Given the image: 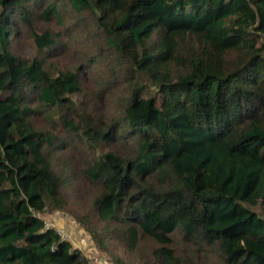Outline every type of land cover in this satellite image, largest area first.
I'll list each match as a JSON object with an SVG mask.
<instances>
[{"label": "trees", "instance_id": "1", "mask_svg": "<svg viewBox=\"0 0 264 264\" xmlns=\"http://www.w3.org/2000/svg\"><path fill=\"white\" fill-rule=\"evenodd\" d=\"M64 12L90 18L117 70L100 92L125 85L114 118L76 109L78 69L51 71ZM21 28L31 57L9 49ZM72 142L100 227L75 220L102 250L264 264V0H0V264H87L37 216L65 207Z\"/></svg>", "mask_w": 264, "mask_h": 264}, {"label": "rangeland", "instance_id": "2", "mask_svg": "<svg viewBox=\"0 0 264 264\" xmlns=\"http://www.w3.org/2000/svg\"><path fill=\"white\" fill-rule=\"evenodd\" d=\"M63 14L62 24L58 25L54 22L49 24L52 31H57V39L65 44L64 49L56 50V56L51 59V64L54 66L51 71L63 66L71 70L78 69V73L81 72L84 91L80 95H72L76 109L79 113L90 110L98 115L114 118L123 106L125 85L116 81L107 90L100 92L105 82L113 81L112 78L116 79L117 70L108 62L107 53L101 55L105 52V47L100 43L98 35L94 34L93 22H90V18L84 15L79 19L74 14L69 15L66 12ZM9 41V49L14 55L26 58L35 55L33 43L24 29L21 28L15 35L11 33ZM90 56L94 57L95 65L89 69L85 63ZM144 80L150 85L146 78ZM150 91L154 92L152 85ZM84 149L85 145L80 142H72L67 144L66 150H63L74 157L75 163L71 174L66 177L63 189L64 209L45 208L43 212L37 213V216L46 226L61 231L71 246L88 260L87 264H116L114 257L120 258L124 264H149L138 253H129L114 241L106 240L107 251L102 250L75 220L87 214V219L91 221L94 229L98 230L100 227L94 223L90 210V203L96 190L88 186L80 177L83 163L90 158L89 155H85ZM251 209L264 217L259 208L251 207Z\"/></svg>", "mask_w": 264, "mask_h": 264}, {"label": "built area", "instance_id": "3", "mask_svg": "<svg viewBox=\"0 0 264 264\" xmlns=\"http://www.w3.org/2000/svg\"><path fill=\"white\" fill-rule=\"evenodd\" d=\"M44 222V221H43ZM44 225L46 226V224L44 223ZM48 227V226H47ZM58 234L60 235L61 239H66L65 235L63 233H61V231H57Z\"/></svg>", "mask_w": 264, "mask_h": 264}]
</instances>
